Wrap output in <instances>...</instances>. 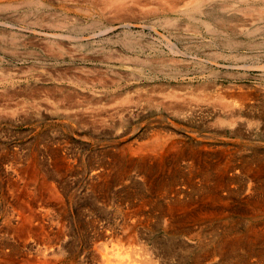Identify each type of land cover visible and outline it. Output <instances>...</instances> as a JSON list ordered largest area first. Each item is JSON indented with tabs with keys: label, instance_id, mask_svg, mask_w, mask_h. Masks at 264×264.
Masks as SVG:
<instances>
[{
	"label": "rangeland",
	"instance_id": "1",
	"mask_svg": "<svg viewBox=\"0 0 264 264\" xmlns=\"http://www.w3.org/2000/svg\"><path fill=\"white\" fill-rule=\"evenodd\" d=\"M33 2L0 0V193L27 179L34 166L61 174V189L83 192L68 201L76 210L102 207L90 197L94 185L107 193L109 213L120 201L164 204L167 198L153 190L170 188L198 205L197 196L214 188L206 200L218 209L201 239L212 244L222 228L232 241L225 264L264 261V13L258 10L264 1L125 0L123 11L104 0ZM197 2L201 12L193 9ZM231 108L239 124L218 119ZM241 158L259 165L250 188ZM154 221L149 244L178 243V264L200 256L201 239L186 242Z\"/></svg>",
	"mask_w": 264,
	"mask_h": 264
},
{
	"label": "bare ground",
	"instance_id": "2",
	"mask_svg": "<svg viewBox=\"0 0 264 264\" xmlns=\"http://www.w3.org/2000/svg\"><path fill=\"white\" fill-rule=\"evenodd\" d=\"M33 1L34 0H32V3H34ZM104 1L107 4L109 3L110 5H114V7L117 8V10H119V11L122 10V9L128 8V6L126 5V3H124L125 0H104ZM261 1H264V0H261ZM172 2L174 3L175 0H172ZM38 3H40V2H38ZM137 3H138V0H137ZM199 4H200L199 2H197L196 4L194 3L192 5V6H194L193 9L200 10V9H198ZM2 5H4V4H2ZM96 5H98V4H96ZM99 5H100V3H99ZM170 5H171V3H170ZM174 5H175V3H174ZM114 7H113V9H114ZM137 7H139V6H137ZM172 8H174V7H172ZM200 8H201V6H200ZM260 8L262 10V7H260ZM258 10H259V12L264 13V10H262V11H260V9H258ZM241 11L243 13H246V14H248L247 11L249 12L248 9H247V11L245 10L246 12L244 11V9L241 10ZM200 12H201V10H200ZM122 13H124V12H122ZM205 24H206V26L209 25L206 22H205ZM262 66H264V65H262ZM58 83H59V81H58ZM73 83H74V81H73ZM241 97H244V98H242L241 104L239 105V111L242 110L241 108L243 106H246L245 105V102H246L245 101V98L247 96L245 97V95H243ZM248 97H250V96H248ZM38 102H41V100L40 101L38 100ZM213 104L214 103H212V105ZM227 107H229V106H227ZM233 108H231V110L228 109V110H230V112L228 111L227 114L223 118L218 117V119H221V120L224 119L225 122H227L229 125H234L235 123H238V119L235 118V115L237 113L236 112L237 110L235 111ZM102 110H103V108H102ZM68 112H70V111H68ZM262 119H264V118H262ZM84 120H86V119H84ZM262 122H264V121H262ZM172 147L174 148L175 146H172ZM140 148L141 147H139V149ZM139 149L137 148V150H139ZM121 156H124V154L121 155ZM224 162H225V160H224ZM239 162H241V161H239ZM239 162H237V163H239ZM259 162L260 161H258V164H259ZM158 163L160 164L161 162H158ZM229 163H230V161H229ZM233 163H235V162H233ZM252 163L253 162H250V161H248L247 159L244 158V160L242 161L241 170H240L243 173V176L246 177L245 180L247 179L248 181H250L249 184H248V188H250V186H255V185H252V181L254 180L253 177L256 176V172H259L258 171L259 165H257L258 168H256V166L254 164H252ZM66 164H69V163L66 162ZM225 164H224V166H225ZM132 165H134V164H132ZM237 167H239V166H237ZM218 168H220V167L218 166ZM38 169L34 166L33 169H32V173L29 174V175H27L28 178L27 179L26 178L23 179L22 182L20 180L21 184H19L20 182L18 183V185H15L14 184L13 187L11 186V187H9L7 189H4L0 193V264H176V263L178 264V262H176V257H178V256H176V254H177V249L176 248L178 246V243H176L175 241L172 240V241H168V242L162 244L159 241L154 240V241H152L151 244H149V242L147 241L148 240V236H149L148 235V230H153V229H151L149 227L150 222L153 221V220H155L157 224L160 223L162 225V227L164 228V232H165V230L168 231L171 234L172 233H176L177 231H179V233L181 232V234L183 235L184 240H186V242L189 241V240H191V239H194V238H198V240H200L201 239V236L203 237L204 234H207V233H204V231H205V228H206L205 226H207V223H206L207 221L206 220H208L207 219L208 216H210V213H213V211H216L218 209L217 208V209L214 210V209H212L207 204L208 201L206 199L209 200V197H211L213 194H215L214 192H216L214 190V188H213L214 187L213 186V182H210V184L212 183V187L210 185L211 188H209V189H212V188L213 189L210 190V191H208V189L206 188L207 191L206 190L205 191L203 190L201 192L202 194L200 193V195L197 196L198 199H199V204L198 205H195V203H194L193 206H190L191 203L193 204L192 201L194 200L193 199L194 196L191 195V194L188 197L193 196L192 197L193 200H191V201H189V200L188 201H185L184 200L183 201L182 200L183 197H181V195L179 196V194L181 193V191L178 190V189H175V188H172L171 189L170 188V190H166V191H163V192H160L159 190L154 191L153 189H150V190H153V192L155 193L156 197H158V198H162V197L164 198V197H166L167 198V199L165 198L166 199V203L161 204L160 202H156V203L153 204V203H151L153 200L151 202H148L149 200L147 201V199H145V198H141L142 201H140V202H138V201L131 202V200H129V199L126 198V200H129V201H120V202H117L116 204L113 203L115 205L112 207V209H113L112 213H109V212L104 211V208L106 210H108L109 207H111V206H108V204H109L108 203L109 202V198H107V193L105 194V192H97L95 189H92L93 187H95V185H94L91 188V191H90L91 195H93V196H90V197H93L96 200L97 199L98 200L100 199V202H101L100 206H102V207H100L98 210H96V208L94 209V207L93 208H90L91 206L87 207L86 205H83V207L84 206L87 207L86 210H85V208H82L81 210H76V209H74L71 206V204H68V201L73 200L76 196H79L83 192L82 193H79V192H75L74 190H69V189H66V188L65 189H61L57 185V183H56V180L57 179L58 180H61V176H60L61 174L60 175L59 174H53V172L52 173H47V172L44 173L42 171L40 172V170H38ZM54 169L56 170L57 169V166H54ZM230 169H232V168H230ZM208 170L210 172V169H208ZM261 170L262 169H260V171ZM213 171H216V170L213 168ZM218 171H219V169H218ZM226 171H227V169H226ZM202 172H204V170ZM206 172H208V171H206ZM98 173H101V172H98ZM98 173L95 172L94 173L95 176H93V177L94 178H100V177H102L101 178L102 180H104V179L106 180L105 176H103V172H102V174H98ZM216 173H217V171H216ZM238 173H240V172H238ZM25 174L23 175V177L25 176ZM161 174H162V172H161ZM208 174L211 176L212 173L211 174L210 173H207V175ZM221 174H223V173H221ZM17 175H18V173H17ZM116 175H118V174H116ZM209 175H208V178H209ZM257 176H258V174H257ZM259 176H260V174H259ZM118 177L120 178V176H117V178ZM221 177H220V179H222ZM200 178H202V177H200ZM217 178H216V180H217ZM230 178H232V177L230 176ZM255 178L258 179L260 177H255ZM120 179L117 180V181H120ZM200 180L201 179H199V181ZM208 180H207V182H208ZM225 180H226V178H225ZM189 181H191V179ZM229 181H231V180H229ZM103 182L105 183V181H102L101 183H103ZM58 183H60V182H58ZM108 183H109V181H108ZM196 183H198V181ZM196 183H194V184L196 185ZM98 185H97V187H98ZM190 185H193V184H190ZM228 185L230 187V182H229ZM228 185H226V186L228 187ZM91 186H92V184H91ZM107 186H108V184H107ZM161 186H163V185H161ZM198 186H200V184ZM169 187H170V185H169ZM219 187H221V186H219ZM101 188L99 189V191L101 190ZM191 188H193V187H191ZM216 188L217 187H215V189ZM248 188H244V189H247V191H248ZM201 189H203V188H201ZM204 189H205V187H204ZM150 190H148V191H149V194L151 195ZM221 190H222V188H221ZM146 191H147V189H146ZM224 191H225V189H224ZM127 192L125 190V193L130 195V193H127ZM144 192H142V193H144ZM249 192H250V190H249ZM108 193L111 195L110 192H108ZM196 193H197V191H196ZM196 193H195V195H196ZM138 195H140V194H138ZM226 195L228 197V193ZM135 196H136V194H135ZM214 196H216V195H214ZM221 196H222V194H221ZM125 197H126V195H125ZM125 197L123 196V199ZM220 197H218V198H220ZM154 198H155V196H154ZM135 199H137V198L135 197ZM149 199H151V198L149 197ZM213 200H214V198H213ZM223 200H225V199H223ZM196 201H198V200H196ZM210 201H211V198H210ZM260 202H262V201H260ZM214 203H217V202L214 201L213 204ZM220 203H221V201H220ZM257 210H260V209H257ZM221 213L223 214V212H221ZM224 213H225V211H224ZM208 221H210V220H208ZM211 221H212V218H211ZM222 224H223V222H222ZM262 224H264V223H262ZM252 226H254V225H252ZM259 226H260V224L256 226V229ZM219 227H221L220 222H219ZM221 230H223V229L221 228L220 230H217V232H216L217 233L216 239L215 240H212V244L209 243V241H208L207 238L205 239L206 241L203 238L201 239L202 241L200 242V245H201L202 251H200L201 253L199 252L200 253V256L199 257H197L193 261L191 260L192 261L191 264H225V257H226L225 255L226 254L228 255V252H227L228 246L231 245L230 243L232 241L227 240V237L228 236L225 237V235H223L224 232L221 231ZM208 231H210V230H208ZM251 231H254V230H251ZM251 231H249L248 233H250ZM255 232L257 234L260 233V232L258 233L257 231H255ZM262 232H264V231H262ZM256 233H254V235ZM176 234H178V232ZM256 235H255V237H257ZM241 237H242V235H241ZM250 237H254V236H250ZM237 238H240V237H237ZM242 238H244V237H242ZM198 240H196V242ZM257 240H258V238H257ZM213 241H214V243H213ZM240 242H242V241H240ZM246 242H248V241L246 240L245 243ZM262 242H264V241H262ZM180 244H183V245H180V246H183L184 248H187V245L186 244H184V243H180ZM228 244H230V245H228ZM255 245H257V244L255 243ZM253 246H254V243H253ZM251 247H252V245H251ZM233 248H234V246H233ZM235 249H237V248H235ZM262 253H264V252H262ZM234 258L237 260L238 257L236 258V256H234ZM262 259H264V258H262ZM236 262L238 263V261H236ZM258 264H264V261L261 260L260 263L258 262Z\"/></svg>",
	"mask_w": 264,
	"mask_h": 264
}]
</instances>
